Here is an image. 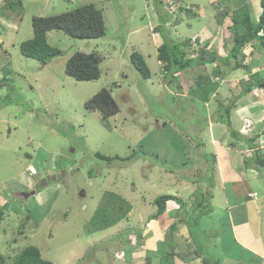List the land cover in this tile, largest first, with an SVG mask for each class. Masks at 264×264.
Wrapping results in <instances>:
<instances>
[{
	"label": "rangeland",
	"instance_id": "374dc122",
	"mask_svg": "<svg viewBox=\"0 0 264 264\" xmlns=\"http://www.w3.org/2000/svg\"><path fill=\"white\" fill-rule=\"evenodd\" d=\"M233 1L219 4L218 8L226 11L241 0ZM16 2L0 0V41L4 42L0 50V189L5 187L9 203L6 208L15 213L4 220L6 236L0 239V252L7 258L6 264H13V258L25 244L38 242L34 237L18 234V227L19 232L27 234L34 229L43 232L50 229L52 237L40 238L39 242L45 258L52 259L53 264H64L63 256L76 247L79 260L71 264H111L107 260L112 253L116 261H123L117 257V245L122 247L131 240L139 242L132 225L125 226V218L118 221L131 207L144 213L143 207L140 208L145 204L151 212L154 207L148 203L173 192L185 203H190L191 196H204L202 204H206L208 187L219 182L215 156L218 160L220 153L215 154L212 139L221 137L227 128L212 118L211 100L206 104L204 99L195 97L196 93H185V84L177 91L161 82L151 33V28L159 25L157 18H161L162 34L169 32L186 38L190 31L188 24L196 23L221 36L217 34L221 23L217 17L214 19L215 6L210 0H180L179 5H198L201 17L191 18L181 12L179 18L183 22L174 31L171 26L174 17L160 3L164 0ZM90 3L102 11L104 37L80 40L53 31L49 43L62 50L63 56L45 66L22 56L18 46L31 38L33 16H53ZM252 14H258L254 6ZM225 40L230 47L221 50L223 53L231 49V31ZM253 44L262 54L257 58L253 51V59L247 60L251 63L248 70L254 62H264V50L257 49L256 42ZM75 52H95L103 58L99 79L81 82L65 74V62ZM132 52L145 58L151 79L144 80L129 61ZM244 52L249 54L252 49L245 48ZM234 61L229 59L232 66ZM244 74L243 80L247 81ZM260 76L264 79V71ZM219 78L226 81L230 76ZM251 79L258 83L254 87L261 84L260 78ZM111 84H114L111 95L119 112L109 119L106 127L100 114L86 110L84 104ZM222 84L215 102L223 100L228 107L233 99L235 107L240 108L255 100L250 95L239 97L241 92L234 86L236 93L224 94L230 84L224 81ZM5 135L9 136L8 141ZM5 148H16L18 153L5 152ZM96 153L117 159L108 163L97 158ZM127 157L131 159L123 160ZM42 191H48L47 196ZM13 192L22 196L34 192L35 196L24 199L11 195ZM45 197L50 198L49 202L45 203ZM29 213L33 216L26 224L24 217ZM216 214L220 216L223 212L217 209ZM211 219H206L209 227H203L210 242L205 259L210 261L213 257L214 264H239L238 251L227 250L228 236L224 233L227 226H222L217 218ZM13 239L16 242L9 241Z\"/></svg>",
	"mask_w": 264,
	"mask_h": 264
},
{
	"label": "crops",
	"instance_id": "0c3cea01",
	"mask_svg": "<svg viewBox=\"0 0 264 264\" xmlns=\"http://www.w3.org/2000/svg\"><path fill=\"white\" fill-rule=\"evenodd\" d=\"M210 1L211 4L217 2V0ZM245 1L250 8L251 17L257 20L260 14V0ZM192 6L196 8L197 14H187L191 18L195 16L201 17V13L198 11V5ZM253 6L258 12V14L255 15L256 17L252 14ZM215 11L216 14L214 15V19L216 17L219 19L221 9H216L215 7ZM229 15H231V13H229ZM157 20L159 22L158 24H160L159 18H157ZM181 22H183V20L180 19L178 24ZM164 25L167 24L164 23ZM175 25L176 23L173 22L171 26ZM230 25L231 22L228 16L223 20L221 25L218 24L219 29L217 30V34L219 33L221 36H217L209 31L206 25L202 26L201 24L189 23V33H187L186 38H182V36H180V38L190 39V41L191 39L196 38L199 48H202V50L207 51L208 54L215 56L220 60V58H224L229 52L227 50V53H223L221 50L226 51V49L230 47L227 45V40H225L230 35V30H228ZM212 30L216 31L215 29ZM224 30L226 33L222 34V31ZM155 38L158 39L159 43L161 42V38L158 34L155 35ZM253 43L254 42H251L249 45H252ZM245 48H249V46H246ZM254 50L256 57L259 58L262 54L261 51L256 49ZM253 51L247 54L250 58H245L243 62L244 65L248 66L251 64L247 60L253 59ZM219 60L206 65V69L208 75L211 77V80L214 83H218V89H216V91L209 98L213 105L217 102L214 101L216 98L215 96L222 89L220 86L223 85V81L228 82L230 85H227V90H224L222 93H236L240 90L242 94V86L240 85L243 83V72L246 74L247 79L250 75H255L261 80L260 73L264 71V62L260 63L261 60L257 59L258 61L254 62L250 70L245 67L243 68V66L237 69H232V64L230 62L228 63L230 66H224V64H222ZM216 63L221 64L219 67L220 76H230L228 80L225 81L223 78L220 79V76L216 77L213 75L214 68L218 67ZM234 64L235 61L233 62V66ZM232 86L236 87L238 90H233ZM250 96L255 100L251 102L248 101L244 105L242 104L243 107H235L231 113V123L233 125V129L238 130L242 124L243 118L251 119L254 125L252 132L247 136L239 134L236 139L233 138L228 129H225L224 132L221 133V137L219 136V138L212 139L215 154L216 152L220 153L218 160L217 154L215 156L219 182L216 186H212V183L208 187V203L202 204L204 196L199 198L191 196L188 198L190 203H185L180 199V197H177L178 193L173 192L172 194L162 195H172L177 197L179 200H168L167 202H171L170 208L164 210V212L158 217L153 216L156 212V207L153 203H148L154 207L151 212L145 204L141 205L140 208L142 210L143 207V210L146 211L144 213L142 211L139 212L138 207L133 209L131 207V210L127 214L123 223L125 226L132 225L134 228L133 231H137L135 234L139 238V242L136 244L135 240H131V242L127 241V244L122 247L118 244L116 251H118V253L120 251H124V260L116 261L114 254L112 253L107 260L109 263L206 264L205 258L207 256L205 255L208 254H205L207 252L205 249L208 248L210 242L206 239L207 229H203V227H209L206 219H210L212 217L211 221H213V218H217L221 220L220 224H222V226H227V228H224L225 236H228L227 250L228 252H233L235 250L238 251L236 256L239 264H264V167L258 164V160H264V98L253 97L251 93ZM235 102L236 101L234 100V103ZM204 103L207 104L208 100H205ZM209 127H211V124H209ZM11 133L12 131L10 129L9 134ZM4 139L8 141L9 136L5 135ZM1 150L2 146L0 144V151ZM5 152L15 154L18 153L16 152V148H5ZM193 185L195 184L193 183ZM27 186H30L28 185V181ZM2 189H0V207H3L4 214L0 222V239L3 236H6L5 230L2 227L4 225L5 218L7 216L10 218L13 214L15 215V213L11 214L10 211L7 210L6 207L9 205L8 198L5 196V192L7 191L5 190V187ZM42 192L45 196H47L48 191ZM253 193L257 194L254 198L249 196ZM11 195L22 196L16 192L11 193ZM27 196H35V194L34 192H30L28 194H24L22 197L24 199H29ZM49 199V197H45V203L49 202ZM41 203V201L38 202L39 205ZM143 203L146 202L143 201ZM217 209L222 211L223 214L218 216L216 214ZM135 212L136 216H134ZM32 216L33 215L29 213L24 217L26 224L29 223ZM19 229L20 227L17 229L18 234L26 236L27 238L34 237L35 240L38 241L35 242V244L28 245L37 247L44 259L52 261L50 258H45L39 242L40 238L46 240L47 237H52V231L50 229H47L48 231L45 232L41 229H34L29 231V234L23 231L19 232ZM121 229L130 232L128 231V228L122 227ZM202 240L205 243H202ZM9 241L16 242V239ZM8 242L4 241L6 244H8ZM28 245L25 244V246ZM247 254H250L249 258L247 257ZM78 258L79 249L76 247L75 250H69V252L63 256L64 264H71L72 261H78ZM214 261L216 260L212 257L210 261H207V264H214Z\"/></svg>",
	"mask_w": 264,
	"mask_h": 264
},
{
	"label": "trees",
	"instance_id": "16d2710c",
	"mask_svg": "<svg viewBox=\"0 0 264 264\" xmlns=\"http://www.w3.org/2000/svg\"><path fill=\"white\" fill-rule=\"evenodd\" d=\"M232 1L233 0H217V2L212 5L218 9L219 4ZM259 3L260 14L257 20H253L251 17L250 8L245 0H241L238 2L237 6L231 9L221 11L219 15L220 23L229 16L231 25L228 27V30H230L232 34V44L228 54L224 58H220V60L208 54L205 50L200 51L196 58H188L187 53L190 47V39H182L177 34H171L169 32L164 34L159 33V27H161L160 23L156 30H154V33H157L161 38V43L155 47L158 60V74L161 82L165 86H174L177 91L182 90V87L184 88L183 84H185L187 85L185 86V93L191 94L192 92L194 95L196 93L197 96L195 97L209 100L211 95L218 89V83H214L208 75L206 69L208 63H214L219 60L224 66H230V64H228L229 59L234 58L235 64L232 66V69H237L242 66L243 68H247L243 63L247 55L244 53L245 47L249 46V49L253 51L256 46L254 44L249 45V43L256 42L258 44L257 49L264 50V0H260ZM3 6H6V4ZM185 6L181 4L172 9L173 13L171 16L174 17L173 22L176 23V25L180 20L179 15L181 12L194 15L197 14V10L194 6H189L187 4ZM229 13H231V15H229ZM31 24V38L21 42L18 48L22 56L34 59L42 64V66L47 65L54 58L63 56L62 50L49 43L48 39L50 38L51 32L61 31L72 38L80 40L98 39L106 34V26L102 11L91 3L53 16H33ZM175 26H172L174 31H176ZM3 45L4 42H0V50L1 48L3 49ZM101 60L102 58L95 52H75L66 60L64 72L67 76L77 81H95L99 79L101 75L99 68ZM129 61H131L144 80L151 79L152 73L146 64L145 58L139 52H132ZM219 70V67L214 68L213 75L219 77ZM254 77L255 75H250L247 81L243 80V83L240 85L242 86V94L240 96L250 95V93L252 95V88H255L254 85L258 84L251 79ZM260 83V86H264V79H261ZM113 86L114 84H111L109 87L102 88L84 104L86 110L97 111L100 114L106 127H109V119L119 112V106L112 97L110 91ZM212 86H214V88ZM201 90L203 91L201 92ZM231 100L232 104L226 107L224 105L225 101L217 99V103L213 105L214 115L212 118H214L216 122L219 121L221 124H224L233 138L237 139L240 133L238 130L233 129L231 123V113L235 108L234 100ZM95 155L97 158L108 163L117 159V157L109 158L98 153ZM130 159L131 157H127L123 160L128 161ZM258 164L264 167V160H258ZM168 200L179 199L172 195H160L154 199L153 205L156 207V212L153 215L154 217H158L164 212ZM3 214V207H0V222L3 218ZM126 217L127 212L118 218V221L123 218L126 219ZM6 260L7 258L0 253V264H6ZM205 263H208L207 260H205ZM13 264L53 263L51 260L44 259L37 247L29 245L13 258ZM215 264H218V262H215Z\"/></svg>",
	"mask_w": 264,
	"mask_h": 264
},
{
	"label": "clouds",
	"instance_id": "9594fccd",
	"mask_svg": "<svg viewBox=\"0 0 264 264\" xmlns=\"http://www.w3.org/2000/svg\"><path fill=\"white\" fill-rule=\"evenodd\" d=\"M69 1H72V0H69ZM177 3H178V5H179V3H181L180 2V0H175ZM160 3H163V2H160ZM163 7H164V9H165V11H166V13L167 14H172L173 13V11H172V9L171 8H169V6H168V4L167 3H163V4H161ZM186 5V4H185ZM184 5V6H185ZM160 20V19H159ZM161 21V20H160ZM161 23V22H160ZM164 24V23H163ZM154 30H156V28L154 29H152L151 28V33L153 34V37H154V42H153V44H154V46L155 47H157L160 43L157 41V38H155V35L157 34V33H154ZM105 36V35H104ZM103 36V37H104ZM102 38V37H101ZM99 39V38H98ZM200 49L201 48H199L198 47V44H197V42H196V38H193V39H191V41H190V47H189V50H188V52L189 53H187V54H190V57H188V58H196V57H198V54L200 53L199 51H200ZM99 55V54H98ZM99 57H101L100 55H99ZM102 58V57H101ZM103 59V58H102ZM102 61V60H101ZM158 61V60H157ZM262 88H264V86L263 85H261V86H257V87H255V88H253L252 89V96L253 97H262V98H264L263 96H255V94H254V91L256 90V89H262ZM243 119H245V118H243ZM248 119V118H247ZM251 120V119H250ZM253 122V121H252ZM242 124H243V120H242ZM242 124H241V126H240V128L238 129V131H239V133L241 134V135H243V136H247L249 133H251L252 132V130L250 131V132H247V133H242L240 130H241V127H242ZM256 194V193H255ZM251 195L252 194H250L249 196L251 197ZM256 196H257V194H256ZM255 196V197H256ZM254 198V197H253ZM166 210V209H165ZM120 252H124V251H120ZM119 252V253H120ZM118 254V253H117Z\"/></svg>",
	"mask_w": 264,
	"mask_h": 264
},
{
	"label": "built area",
	"instance_id": "2783aa9c",
	"mask_svg": "<svg viewBox=\"0 0 264 264\" xmlns=\"http://www.w3.org/2000/svg\"><path fill=\"white\" fill-rule=\"evenodd\" d=\"M164 3H167L169 8H171V9H174V8H176L178 6V3L175 0H164ZM185 7H188V6H185ZM254 94H255V96H263L264 97V88L256 89L254 91ZM253 127H254V125H253L252 120L245 118V119H243V124H242V127H241L240 131L242 133H247V132H250L253 129ZM255 196H256L255 193H253L251 195V197H255ZM170 203L171 202H167L166 203V209L170 208ZM123 256H124V252H120V253L117 254L118 258H123Z\"/></svg>",
	"mask_w": 264,
	"mask_h": 264
},
{
	"label": "bare ground",
	"instance_id": "6f19581e",
	"mask_svg": "<svg viewBox=\"0 0 264 264\" xmlns=\"http://www.w3.org/2000/svg\"><path fill=\"white\" fill-rule=\"evenodd\" d=\"M161 4H163V3H161ZM251 26V25H250ZM256 29V28H255ZM21 195V194H20Z\"/></svg>",
	"mask_w": 264,
	"mask_h": 264
}]
</instances>
